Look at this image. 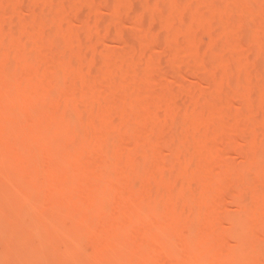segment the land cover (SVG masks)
Masks as SVG:
<instances>
[{
    "label": "bare ground",
    "instance_id": "obj_1",
    "mask_svg": "<svg viewBox=\"0 0 264 264\" xmlns=\"http://www.w3.org/2000/svg\"><path fill=\"white\" fill-rule=\"evenodd\" d=\"M156 1L154 3L158 2ZM58 2L5 0L6 7H0V19L9 22L0 27V47L8 49L6 55L0 56V66L12 65L16 69L12 80H0V102L8 99L9 102H6L10 104V109L6 107V110L5 104L0 103L3 107L0 105V151L14 149L25 155L23 162L17 166L3 168L0 165V188L7 191L0 197V215L9 222L25 217L27 224L22 230L8 228L4 230V235L1 234L0 264H28L21 256L32 253L37 254L36 264H66L69 260V247L86 242L94 247L91 246L90 261L87 258L83 264H264L262 172H259L261 176L253 173L248 178L222 176L219 185L214 184L222 172L232 170L229 158L233 156L230 155L232 153L249 162L256 169L255 172L261 163L264 166V87L261 86L260 90L256 88L258 78H261L264 71V60H261L264 56L261 55L260 59L258 56L255 59L257 63L249 68L241 67L236 73L231 68H225L219 74L220 71L215 69L221 67L223 62L229 63L227 59L238 57L236 54L249 56L258 47L259 50L264 48L263 40L258 42V38L256 41H249L247 38L248 26L253 24L243 14L224 13V10L220 14L213 7L205 10L198 6L199 9L190 13L192 17H188L185 9L181 10L180 22L178 21L175 29L170 30L168 27L166 31L162 26H155L156 29L160 30L162 27V34H175L174 37H179L187 19L208 14L211 22L207 28L202 29L201 34L195 31L196 36L200 34L197 37L201 36V46H205L207 39L215 34L218 36L219 32L217 34L215 29L218 18H221L222 23L236 22L238 19L236 23L239 24V29L229 38L230 43L226 40L223 50L214 51L215 54L219 51L218 63L212 60L211 63L209 58L202 59L201 51V56L197 55H200L197 52L199 40H195L197 37L194 31L191 33V30H186L185 35L191 41L189 49L197 45L194 50H197L195 54L199 61L192 51V54L183 51V56L180 51L172 52L175 54L173 59L168 48L162 53L163 59L166 56H172L173 61L181 58L178 65L173 64L176 69L174 74L165 73L167 70L164 69L152 72L151 64L146 69H150V74H147L142 71L143 63L132 62L134 58L128 56L133 58L129 65L136 72L128 75L130 72L126 68L125 76H128L123 80L124 86L121 89L138 88L139 93L130 100V111L111 106L110 102L106 108L98 105V109L96 105L104 103L101 100L108 97L106 92L103 93L104 96L96 95L91 90V82L99 75L96 79L104 77L105 80L107 73L102 75L99 72L97 76L94 73L93 76V73L86 72V63L89 65L112 60L114 63L124 64L127 55L123 56V53L113 58V55L107 57L106 52L99 51L96 43L111 41V33L103 34L98 31V34L93 31L95 35L92 30L81 39L82 43L88 42L89 47L83 48L81 43L82 47L75 45V39L69 35L71 39H68L69 44L65 45V49L56 51L51 42L69 37L70 33L66 32L65 27L68 25L65 24L71 23L70 15L89 14L90 17L93 15L92 18L96 17L92 12L95 7L93 0H74L75 8L72 10L67 8L69 0ZM15 4L24 9L21 20L16 19L17 14L13 9ZM48 6L51 10L44 20L40 24L36 23V9ZM115 7L113 11L116 17L110 21L116 28L139 30L143 28L142 20L153 17L154 12L142 9L144 12L140 13V9L138 12L135 10L139 13L135 14L128 12L129 9L126 11L123 8L121 11ZM176 7L175 0H161L155 10L167 13ZM131 8L135 9L132 5ZM150 25L148 28L152 29ZM148 28L145 30L149 32ZM159 30L158 32L161 31ZM256 30L253 33L258 37L262 32L258 34ZM119 32L123 35L122 31L115 34L120 40L122 35ZM233 39L242 44L241 47L245 45L246 48L240 47L244 52L231 47ZM244 40L248 43H244ZM153 43L156 44L152 41L151 44ZM151 44L143 46L145 53H141V57L151 54ZM129 65L127 64L128 67ZM154 67L156 66L153 69ZM208 69L214 73L209 72L207 76H213L215 71L222 76L219 77L221 81H218V89L225 94L224 97L229 95L228 86H233L235 92L226 97L225 101V98L217 97L213 103L210 102L211 99L207 101V113L201 118L196 113L197 109L188 105L191 99L188 95L182 93V96L174 97L173 90L161 88V82L164 78L166 80L165 74L172 78L176 76L177 79L187 73L209 85L211 80L204 79V75V78H200ZM143 72L146 75L143 76ZM155 78L162 79L161 82L157 80L160 83H155L157 86L154 84L157 88L149 89L144 85L140 87L144 83L157 82ZM113 81L116 83L117 77ZM215 86H218L217 83ZM197 98L192 100H198ZM73 107L84 108L90 114L89 117L70 114L69 110ZM98 110L102 111L99 112L102 120L97 118L100 116L97 114ZM103 115L107 118L105 121ZM181 117L189 119L193 126L197 124L196 128L190 129L184 137L163 138L166 125ZM121 119L149 120L153 123V129L141 138H127L123 135L116 138L100 137V134L106 136L112 133L114 123ZM241 119L246 120V123L243 120L244 125L241 124ZM234 134L235 138L240 135L238 139L241 141H245L248 136L250 141L245 142L250 145L252 138L260 143H255L252 147L247 144L249 148H245L250 152H246L242 149V143L241 148L239 145L235 146L236 142L231 138ZM248 134H252V138ZM230 139L234 141L231 142ZM62 163H65V168L59 166ZM25 164L34 165L37 169L27 170ZM23 180L24 183H20ZM14 181L15 186L12 184ZM46 196L50 198L44 199ZM232 205L237 207L238 212L245 214L246 233L243 231L244 235L240 237L235 231L239 225L235 219L237 217L234 216L233 219L229 214ZM78 218L82 221L76 222Z\"/></svg>",
    "mask_w": 264,
    "mask_h": 264
},
{
    "label": "rangeland",
    "instance_id": "obj_2",
    "mask_svg": "<svg viewBox=\"0 0 264 264\" xmlns=\"http://www.w3.org/2000/svg\"><path fill=\"white\" fill-rule=\"evenodd\" d=\"M49 1L58 2V1H62V0H49ZM73 1L74 0H69V2L67 3V8L70 9V10H72V9L75 8V3ZM77 1H79V0H77ZM131 1H133V2L131 3ZM131 1H128V0H93V2H94L93 3L94 4L93 6H95V7L92 8V12L95 14L96 17L92 18L93 15H92V17H90L89 14H88V16L86 14H85V16H79V15L73 14V15H70L71 18H69V20L71 19V21H70L71 23L65 24V25H68V27L65 26L66 27V32L70 33V34L67 33L68 36L70 35V36H72L71 38H74L75 39V40L73 39L76 42V44H75V42L73 41L75 45L81 46V44H82L83 48L84 47L85 48L89 47L88 46L89 43L88 42H83L82 43L81 39L83 38V36L87 35V33L90 32L91 30H92V32L94 31L95 33H98V31H99V33L101 32L103 34H106V32H107L108 34L111 33L110 34L111 35V38H110L111 41H109L107 43H102V44L101 43H96V47L98 49H100L99 51H102L104 53L106 52L107 54L105 53V55H107V57H109V58L112 55L113 56L111 58H113L114 56H117L118 54H122L123 55V53H124L123 56L127 55V56H125V59H124L125 63L124 64L122 62L114 63V61L112 62V60L111 61H106L107 64H106L105 61L104 62L103 61L101 62L100 60H99L100 63L95 62V63L89 64V65H87L88 63H86V66H85L86 67V72L87 73H93V76H94V73H95V76L99 75V72H101L100 74H102V75H105L107 73L106 76H105L106 77L105 80H103L104 77H101L102 79H96V78L100 77V75H99L96 78L94 77V80H95V81L93 80L94 83L91 82L92 83L91 84L92 85L91 90H93V92L96 95H103V93L106 92V97H108V98H105L104 100H101V101H104V103L102 102V104H100L101 102H99L96 105L97 108H98V105H100L99 107H105L106 108L107 105H109L108 102H110V105L111 106H117V107H119V108H121L123 110L130 111V109H131L130 100L131 99H134V97L137 96L139 93L137 92V89L138 88L135 89V88L129 87V88H125L126 90L125 89L124 90L121 89V87L124 86L123 83H122L123 80L126 79V77L128 75H132L133 73L136 72V71H134L132 69V67H130L131 65H129V63L131 64L132 62H136V61L137 62H140L141 64L143 63V65H141L142 66V71H145L147 74L150 71V69H149V71H147L148 68L150 67L149 64H151L152 67H150V68H151L152 72L155 69L157 71L158 70L159 71L160 70L163 71V69H164V71L167 70V72H165V73H168L169 72L168 74L173 75L174 72H175V70H176L175 69V65H173V64L174 63L177 64L179 62V60L181 59L180 57L183 56L186 51L187 52H190V54H192L191 53V51H192L193 52V55H194L195 54V51H197V50H194V49H196L195 47H197L198 44H199V46L197 47V49L199 48V51H197V52H200L201 51L203 53L202 54L200 52V55L198 53L197 54L198 56H201V54H202V59L203 58H206V59L209 58L210 60L209 59L208 60L211 63H212V61H214V63L215 62L218 63V61L220 60V58H218V56H220V54L218 53L219 51L217 52V54H215L214 51L216 52L217 50H220V51L223 50V46L227 43L226 40H228V43H230L229 42L230 41L229 38L231 39V36H234V34L236 33V30L239 29V28H237L239 26V24H237L238 23V19L236 20L237 23L235 21H231V22H227V23H222L221 20H220L221 18L220 19L218 18L215 21V29L217 30V34H218V32H219V34H218V36H216V34H215L213 37L207 39L208 41H206L205 46L203 45L204 46V48H203V46L200 45L201 36H199L200 39L197 36L200 35L201 34V30L204 29V28H207L206 26H208V24L211 22V18L208 16V14L198 15V16L193 17L191 19H187L186 20L187 22L185 21L186 24L182 25V27L184 26L183 27L184 29H182V30H184L183 31L184 33L183 32H182V34L180 33L181 35H184L182 37H181V35H178L179 37H177V36L174 37L175 34H173V35L172 34H169V36H168V34H164V33L162 34L161 33L163 28H165L164 30H166V31L168 29H170V30L175 29L174 27L177 26V23L180 20V11L181 10L184 11V9H185L186 13L188 12L187 14H189L188 17H192V15H190V13L194 9L195 10L196 9H199L198 6L199 7L202 6L200 8H204L205 10L208 9V8L211 9L212 7L213 8H217V10L220 12V14H223V10H224V13H228L229 12L230 14H237V12H238L240 16H242V14H243V16H246L247 17V19L249 20V23L253 24V25H249L248 26V29H247L248 31L246 32V34L248 36L247 38H249V41H254V40L256 41L258 38H259L257 40L258 42L261 41V40L264 41V33H263L264 32V0H227V1H225V0H175V2L177 4V7L174 8V9H172L171 11H169L167 13L166 12L159 13V12H157L155 10V9H157L156 8L157 7V4L161 0H157L158 2L156 0H151L150 2H148L147 0H131ZM155 1L157 3H154ZM169 1H171V0H169ZM207 1H209V2H207ZM211 3H212V5H211ZM131 5L135 9H132V8L130 9ZM208 5H209V7H208ZM2 6L3 7H6L5 0H0V7H2ZM115 6H117V9H119L121 11H123V8L126 11H127V9H129L128 12L129 11L130 12H134L135 14L140 9H141L140 10V13L141 12H144L146 10H154V12L152 11L153 12V17L143 19L142 20L143 22L141 23V26L143 28H139V30H137V28L136 29L116 28L114 26V24H111V21H110V20H112V18H115L116 17L115 12L113 11V8H116ZM152 6H153V8H152ZM40 7H42V6H40ZM40 7H38L39 9H36V13H35L36 23H38V24H40L39 22H42L44 20V17L46 16V14L51 10V7L50 6L45 7V8H40ZM13 9H14V11L17 14L16 19L21 20L22 19V15H23V11H24L23 7L21 5H19V4H15V6H14ZM189 9H191V10H189ZM131 10H134V11H131ZM135 10L136 11L138 10V11L136 12ZM137 14H139V13H137ZM177 18H179V19L177 20ZM174 19H176V20H174ZM148 20H149V23H148ZM152 20H153L154 23L152 22ZM144 22L147 23L145 26H144V24H145ZM173 22H175L176 24L173 23ZM6 24H9V22L6 21V20H4V19H0V27L3 26V25H6ZM109 24H110L111 28H110ZM149 24H151L150 27L152 26V29L148 28L149 27ZM113 26H114V29L116 30V32L113 29ZM155 26L156 27L158 26L157 28H159L160 26H162L163 28L161 27L160 28L161 31H160L159 29H156ZM65 27H64V29H65ZM170 27H172V28H170ZM250 27H252V28H250ZM67 28H69V29L67 30ZM93 28H95V29H93ZM144 28L145 29L148 28L150 31L148 32ZM259 28H261V29H259ZM262 29H263V31H262ZM103 30H105V31H103ZM142 30H144V31H142ZM155 30H156V32L158 34L155 32ZM158 30L160 32H158ZM186 30H191L190 31L191 33L193 31H194V33H195V31L197 33H200L197 36H196V33H195V36L197 37V39H195V40H197V41L199 40V41H198V43H197L196 46H194L196 44V42L194 43V45H191V47L194 46V48H192L193 50L192 49L191 50L189 49V46H190L189 45L190 44L189 41L190 40L188 41L189 38L187 37V34L185 35V33L187 32ZM255 30H256V33L261 34V32H262V34L261 35H258V37H257V35L255 33H253V32H255ZM118 31H122L123 32V35H122V33L119 32L120 35H122L120 40L116 38V36H118V35H116V34H118ZM259 31H260V33H259ZM220 32H222V33H220ZM225 34L229 35V37L227 38V35L225 36ZM249 34L250 35L252 34V35L249 36ZM253 34H255V36ZM110 35H108V36L110 37ZM70 36L67 39L66 38H58V39L52 41L51 44L55 48L56 51L59 50L58 52H60L61 48H64L65 45L67 46L69 44V40L71 39ZM196 37H194V38H196ZM251 37H252V39H251ZM150 39H152V40L149 42ZM78 41H79V43H78ZM152 41L153 42H156V44L153 43V45L155 44L154 46L151 44ZM245 41H246V44H247L248 43L247 40H244V43H245ZM145 43H146V46L144 45ZM97 44H99V45H97ZM149 44H151L152 45V48H153V51L150 54L151 56L150 55H146V56L144 55L143 57H141V55L143 53H145L144 52L145 50L143 49V46L144 47H147ZM208 45H210V46H208ZM213 45H214V47H213ZM230 45H231V47H233V49L235 48L236 51L237 50H241L240 49V47H241L240 45H242V44L237 43L234 39H233V41H231V44ZM248 45H246L247 48H248ZM244 46L245 45L243 44V47ZM207 47L209 48L208 50L206 49ZM210 47H211L212 50L210 49ZM221 47H222V49H221ZM243 47H241V48H243ZM200 48H201V50H200ZM244 48H246V47H244ZM171 49H173V50L171 51ZM251 49H249V50H251ZM165 50H169V53H171V54H172V52L176 53L175 51H178V52L180 51L181 53L183 51H185V52L182 53V54L179 53V54H181V56L179 57L180 59L177 58L179 60H176L177 61L176 62L175 60L173 61V59H175V56H174L175 54H172V56H174L173 59H171L172 56H169V58H168V56H166V54H165L166 58L165 59L162 58V56H163L162 53ZM203 50H204V52H203ZM206 50H207L208 53H206ZM263 50H264V48H262V50H259V47H258V49H256L255 51H253V54L254 55L253 54H251V55L248 54L249 56H245V55H240L239 56V54H236V55H238V57H236L234 59H231V58L230 59H227V61H230L229 63L228 62L227 63L226 62L225 63L223 62L222 63L223 66L221 64V67H216V68L214 67V68L215 69H218V71H220L219 74H221V72H223L227 68H229V69L231 68V70H233L234 72L235 71L237 72V70H239V68H241V67L246 68L248 66V68H249L252 65H254L255 63H257L255 61V59H257L258 56H259L258 59H260V56L261 55L264 56V51ZM242 52H244V51H242ZM7 53H8V49L5 46L0 47V56H4ZM169 53H167V54L168 55H171ZM245 54H246V52H245ZM212 55H215L216 57L215 56H212ZM128 56L133 57L134 59L133 58H129ZM148 56H149V58H148ZM177 56H178V53H177L176 57ZM198 56H196V54H195L196 59H198V61H199V57ZM144 57L145 58L147 57V58L145 59ZM212 57H213V59L214 58H216V59L213 60V59H211ZM126 58H127V60L129 62L126 60ZM130 59H131V61L133 59V61L130 62ZM140 59H141L142 62L140 61ZM202 59L200 58V60H202ZM143 60H144V62H143ZM225 60H222V61H225ZM261 60L263 61L264 60V57H261ZM262 61H260V62L262 63ZM86 62H87V60H86ZM152 63H153V65H152ZM220 63H221V61H220ZM104 64H106V65H104ZM127 64L129 65L130 68L127 66ZM154 65L156 67H154V69H153V66ZM262 66H263V64H262ZM157 67H158V69H157ZM126 68H127V70H129L128 72L131 73V74L129 73L127 76H125L126 73H127V71H125ZM172 68H174V69H172ZM214 68H210V69L214 70ZM220 68H223V69H220ZM207 71L208 72H206V71L203 72V70H202L203 74L201 76L200 75L199 76H200V78L201 77L202 78L205 77L204 79L211 80V83H210L211 85L209 84L210 86L208 84H206L205 82H203L201 80H198L193 75H190V74H187V73H183L180 77H177V79H176V76H175V78L174 77L172 78V76L171 77L168 76V77H170V78H168L166 76V74H165L164 76L166 77V80L164 78V81H162V82H161V80H162L161 78L160 79L155 78L156 81L157 80H160L161 84L158 83V81L157 82H154V83H153V81H151L150 84H146L145 85V83H144L140 87H144V86L146 87V86H148V87H150L149 89H152L154 87L157 88L156 87L157 85L155 84V83H157V84H160L161 85V88H167V89L173 90L172 93L174 94V97H179L182 93H184L185 96L188 95L191 98L190 101L188 102V105H192L195 109H197V112L196 113H197L198 117L201 118L204 114L207 113L206 108H208V105H209V103L207 101H210V99H211L210 102L213 103L214 98H216V97L217 98H221V99H224L225 98L224 99V101H225L228 98V96L231 95V93L235 92V88L233 86H228L229 95L228 96L226 95L224 97L223 95H225V94H223L222 92H220V90L218 89V87L220 86L219 85L220 82L218 84V81L219 80L221 81V79H219V77L221 75H218V73H217L218 71L217 72L215 71V74L216 75L213 74L214 78H212L213 76L211 74L214 73V72L213 71H209V69ZM15 72H16V69L12 65L11 66H0V80L6 81V79L7 80L11 79L14 76V73ZM145 72L142 73L143 76L146 75ZM209 72H211V74H210L211 77L210 76H207V75H209ZM149 74H150V72H149ZM263 74H264V71H262V74H261V78L263 79V81H262V79L260 77L258 78V81L259 82L257 81L259 83V84L257 83L259 85V87H257L258 85L255 84L256 85V88L257 89L259 88V90H260V87L261 86H262V88L264 87L263 86L264 83H262V82H264V76H263ZM140 75H141V73H140ZM203 75H204V77H203ZM216 76H218L217 77L218 79L216 78L217 81L214 80ZM114 77H117V79H118V81L116 83H114V81H113ZM171 79H173V80H171ZM259 79H261V80H259ZM214 81H215V83H214ZM212 82L214 83V85H213ZM241 82H242V80H241ZM216 83H217L218 86H215ZM242 84H243V82H242ZM235 86H237V85H235ZM90 87L91 86H89V88ZM240 88H241V84H240ZM238 89H239V87H238ZM241 89H243V88H241ZM140 90H142V88ZM122 91L123 92L125 91V92L123 93ZM236 92H237V90H236ZM221 93H222V95H221ZM124 94L125 95L127 94L128 96L126 95L127 96L126 97ZM190 94H194L196 96H194V95L192 96ZM196 97H198L199 99L197 98L198 100H196V99L192 100L193 98H196ZM6 101H1L0 103H3V105L5 104L4 107H5L6 110H8V109H10L9 108L10 107V104L7 103L9 101H7V102ZM205 101H206V103H205ZM146 102L147 103H151L150 101H146ZM104 104L106 106H102ZM1 107H2V105H1ZM6 107H8V109ZM99 112H100V110H98V113H97L98 115L102 111L100 113ZM69 113L70 114H74L76 116H80V117H83V116L84 117L85 116L87 117L88 115H90V114H88V112L84 108L78 109L76 107L71 108L69 110ZM101 115L102 114H100V116H97V118L99 117V119L101 118V120H102ZM106 119L107 118L104 116L103 120L105 121ZM243 120L244 119H241V121H243ZM194 121H196V120H194ZM244 121L246 123V120H244ZM244 121L241 122V124L244 125ZM118 122L114 123V125H113V132L112 133H109L106 136L100 134V137H102V138H116L119 135H123L124 137H127V138H141V137H144L148 132H150L153 129V123L150 122L149 120L132 119L130 121H124L123 119H121ZM192 126L193 125H192L191 122H189V119L185 120L182 117L181 118H178L173 123H169V124L166 125L165 132L163 134V138H166V137L173 138V137H176V136H179V137H181V136H183V137L184 136H187V135H184V134H188L189 133L188 131L194 130L196 128L197 124H196V126L194 125L195 127L194 126L192 127ZM95 127H97V126H95ZM95 127H93V128H95ZM251 135H249V137H251ZM239 136L240 135H238V137ZM238 137L236 136V138H235V134H234V136H231V138H234V140H235L234 141V140H231L230 139L231 142H233V141L236 142L237 144L235 143V146H238L239 145L240 148L242 147L241 146V143H242V145H243L242 149L244 151H246V152H250L249 149H248L249 151H247V148H249V147H247V144L249 142L248 143L245 142V141H248L249 140L248 139V136H247V139L245 141L239 140L240 138L238 139ZM176 139H175V141H176ZM255 140H257V139H255ZM177 141H178V139H177ZM251 143H252V145H250V144H248V145H250L252 147L255 143H258L259 144L260 141L259 140L258 141H254L253 138H252L251 139ZM244 144H246V145L244 146ZM245 147H247V148H245ZM30 148H31V146L29 145V149ZM235 148L238 149V150H240L237 147H235ZM242 149H241V151H243ZM263 153L264 152H262V154ZM230 155H233V156H229V158H231L230 159V162L232 164V165H230V164L229 165L231 166L232 170L230 172H222L220 174L221 175L220 178L215 179L214 184L219 185V182L223 179L222 176L223 177L226 176V178L229 177V176H237V177L248 178L253 173L254 174L257 173V175H260L261 172H262V174H261L262 177L264 176V172H263L264 171V166L261 165L262 163L260 164L261 166L259 165L257 172H255L256 169L254 170V168L252 167V165L249 162L243 161L242 158H240L237 155H234L233 153L230 154ZM23 156H25V155L23 153H21V151L19 152V151L14 150V149H4V150L0 151V165L3 168H7V167L10 168L12 166H17L18 164H20V163L23 162ZM261 159L263 160V155L261 156ZM59 166L61 168L62 167L65 168V163L59 164ZM25 168L27 170H35V169H37L36 166L30 165V164H25ZM20 183H24V180L21 181ZM12 184L15 186V181L12 182ZM6 192L7 191H6L5 188H0V197H1V195L3 193H6ZM48 198H50V196L44 197V199H48ZM237 210H238L237 207L234 206V205H232L229 208V214L232 216L233 219L235 218L234 216L237 217L235 219H236L237 223H239V225L237 226V228H236L235 231L237 233V236L240 237V236L244 235L243 234V231H245V229H246V219H245V214H242V213L238 212ZM24 218H19V219L13 221V222H9V221L4 220L2 218V216L0 215V236H1V234L4 235L6 233L4 231L5 229H7V230H8V228H10V229L11 228H14V229H17V230L21 229L26 224ZM66 219H68V218H66ZM1 221H2V223L3 222L4 223L2 224ZM61 221H62V219H61ZM63 221H65V220H63ZM80 221H82L81 218H78L76 220V222H80ZM61 224H63V223H61ZM3 232H5V233H3ZM245 233H246V231H245ZM86 243H84V244H78V243H76V244H73L72 246L69 247V249H68V255H69L70 262L67 259L68 262H66V264L67 263L68 264H83L86 261L87 258H88L87 260L90 261L91 255H92L91 254V251H92V248L94 246H93V244L91 245V243H89V244H86ZM91 246H93V247H91ZM230 246L232 247L233 244L231 243ZM21 259L23 261L27 262L28 264H36L37 263V261H36L37 254L32 253V254L22 255L21 256ZM54 264H62V263L60 262V263H54Z\"/></svg>",
    "mask_w": 264,
    "mask_h": 264
}]
</instances>
